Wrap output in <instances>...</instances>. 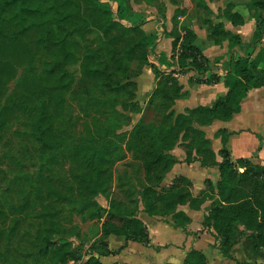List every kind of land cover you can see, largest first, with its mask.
<instances>
[{
  "label": "trees",
  "instance_id": "trees-1",
  "mask_svg": "<svg viewBox=\"0 0 264 264\" xmlns=\"http://www.w3.org/2000/svg\"><path fill=\"white\" fill-rule=\"evenodd\" d=\"M150 1L144 0L146 4H150ZM85 2L94 6L88 15L77 0H0L1 34H4L7 28L5 25L9 23L23 30H35L38 33L36 46L46 56L42 73L37 74L32 70L20 99L22 110L32 121L30 134L38 144L40 152L51 155L60 149L62 141L55 131V125L65 113L67 94L73 90L81 76L91 78L95 88L99 90L105 89L108 92L107 88L116 86L120 93L128 94L131 92L129 88L136 87L134 82L112 80L121 71L123 75H127L128 63L139 59L143 66L139 76L144 67L149 66L157 81L147 104L157 111L161 109L164 119L159 125L156 122L140 120L132 131L118 137L127 138L125 147L113 144L108 136L103 141L88 137L69 144L67 148L71 151L72 162L87 167L79 181L80 187L89 189L94 194L104 192L103 174L110 171L115 162L127 159V154L138 159L140 156L146 162V172L151 182L144 187L141 194L145 204L144 212L151 216L173 215L175 222L184 226L190 219L182 212H177L179 205L189 204L191 208L199 209L206 201H211L203 224L216 232L218 246L224 257L233 259L232 248L244 238L252 241L256 252L264 250V163L248 158H240L234 163L226 147L229 137L226 129L218 131L224 144L220 151L222 161L218 162L210 140L201 129L211 126L217 120H232L235 114L240 113L249 91L264 87V69L259 68L260 60H264V49L261 46L264 35V1L254 0L250 4L258 27L252 47L249 46L251 48H248L246 54L232 55L226 63L223 77L211 74L206 79H197L198 83L206 85L223 82L228 93L212 106L186 109L182 114H176L173 110L176 100L184 95L175 74H184L188 68L200 74L210 71L208 58L194 44L195 33L186 30L182 36L177 24L169 33L173 38L174 51L179 47L180 53L177 58L178 70L167 72L172 68V63L166 55L156 54L153 49L158 36L149 35L142 29L146 21H130L133 15L136 16L131 0H114L115 9L106 0ZM199 2L209 10L205 0ZM162 6L165 8L164 4ZM233 8L234 4L230 3L224 10V15L235 25L244 24L243 18L233 13ZM160 13L161 11L159 15ZM160 17L165 21L163 12ZM123 22L130 23L123 25ZM120 29L133 32L136 38L130 45H126L119 56L116 40L117 31ZM86 32H95L98 35L99 47L94 49L92 45H87L80 57L76 50L81 48ZM210 37L217 43L229 40L231 46L241 43L238 36L226 32L222 25L214 26ZM256 49L259 59L251 61L249 56ZM107 59L113 65L107 66ZM136 84L137 90L132 92L130 101L135 100L134 106L141 111L143 106L137 100L138 83ZM4 119L5 109L0 104V131L4 128ZM195 124L199 127H195ZM180 140L187 148L186 162L199 161L204 167L218 166L220 170V180L216 187L211 181H206V190L196 198L192 196L191 183L186 178H179L168 189L163 187L166 175L176 164L170 152ZM152 172L154 175H151ZM43 206L47 208V203L43 202ZM97 215L102 216L100 212ZM53 216H43L50 228L37 236V255L59 263L64 258L65 249L56 248L52 243L51 227L56 225V217ZM111 235L123 236L127 242L136 241L150 245L148 229L138 218V214L126 215L110 210L102 225L101 245L93 244L91 258L85 264H102L96 255L102 257L116 254L108 244ZM187 264L207 262L202 253L193 251Z\"/></svg>",
  "mask_w": 264,
  "mask_h": 264
},
{
  "label": "rangeland",
  "instance_id": "rangeland-1",
  "mask_svg": "<svg viewBox=\"0 0 264 264\" xmlns=\"http://www.w3.org/2000/svg\"><path fill=\"white\" fill-rule=\"evenodd\" d=\"M77 1L86 15L92 12L94 6L85 0ZM106 1L116 8L114 0ZM178 1L184 3V0ZM131 2L146 14L133 15L130 19L133 23L151 18L153 6L161 11L160 15L164 11L160 1L151 0L148 5L144 0ZM129 23L123 22V25ZM5 26L4 34L0 32V104L5 109V124L0 131V264H85L91 258L93 244L101 245L102 225L108 212L115 210L136 216L145 208L141 194L151 182L146 162L140 156L139 160L127 154V159L115 162L103 174L105 191L94 194L80 187L79 181L87 167L72 162L68 145L81 138L96 137L103 141L108 136L113 144L125 147L127 138L118 139L120 135L132 131L140 120L159 125L164 119L163 113L148 104L139 111L134 106L135 100L130 101L143 67L139 59L128 63L127 75L121 71L112 80L134 82L136 87L129 88L128 94L120 93L116 86L107 88L108 92L99 90L91 78L81 76L67 94L65 113L55 125L62 141L60 149L51 155L41 153L31 137L32 121L22 110L20 99L32 70L42 73L46 56L36 46L35 30H23L13 23ZM135 38L129 30L117 31L119 56ZM87 45L99 47L95 32H86L76 54L82 57ZM106 65L113 62L107 59ZM149 83L147 78L141 79L143 86ZM46 214L56 217V225L51 227L54 247L65 249L59 263L37 255V236L50 228L43 217ZM96 257L101 262V257Z\"/></svg>",
  "mask_w": 264,
  "mask_h": 264
},
{
  "label": "crops",
  "instance_id": "crops-1",
  "mask_svg": "<svg viewBox=\"0 0 264 264\" xmlns=\"http://www.w3.org/2000/svg\"><path fill=\"white\" fill-rule=\"evenodd\" d=\"M158 1L165 5L163 11L165 21L160 17L158 8L153 6L150 11L153 16L145 19L142 29L149 35L158 36L153 49L156 54L166 55L172 63V68L167 72L178 70L177 58L180 48L174 51L173 38L169 35L176 24L182 36L186 30L195 33L194 44L210 63V71L205 74H200L192 68H188L184 74H175L184 95L176 100L173 110L176 114H182L186 109L212 106L228 93V88L223 82L206 85L198 83L197 79H206L211 74L223 77L226 73V63L231 56L245 55L252 47L258 27L256 15L250 9V4L254 0H205L209 10L202 7L199 0H184V3L178 0ZM230 3L234 4L233 13L239 14L244 24L235 25L224 15V10ZM134 13L146 16L143 11H138L135 7ZM262 13L264 16V10ZM217 25H222L226 32L238 36L241 43L233 46L230 45L229 40L217 43L210 37L212 28ZM261 46L264 49V35ZM257 52L258 49L250 54L251 61L259 59ZM259 68L264 69V60H260ZM143 77L149 80L148 85L141 84ZM156 85L157 81L151 67H144L138 79L137 92V100L142 106L147 104ZM246 118L249 119L246 121ZM201 129L210 140L218 162L222 161L220 151L224 147L218 131L226 129L229 133L226 147L234 163L240 158L264 163V87L249 91L242 103L240 113L235 114L232 120L228 122L217 120L211 126ZM170 154L173 155L176 164L166 175L163 187L168 189L179 178H186L191 183L190 192L195 198L206 190V181H211L216 187L220 180L219 167H204L199 161L186 162L187 148L182 140ZM210 206L211 201H206L199 209H193L189 204L179 205L177 212H182L190 219L184 226L177 224L173 215L151 216L144 210L140 211L138 218L148 229L150 245L136 241L127 242L123 236L111 235L108 244L116 254L102 256L101 261L105 264H187L190 253L197 251L205 256L207 264H264V250L256 252L249 238H244L232 248L233 259L223 256L218 246L216 232L203 224Z\"/></svg>",
  "mask_w": 264,
  "mask_h": 264
}]
</instances>
